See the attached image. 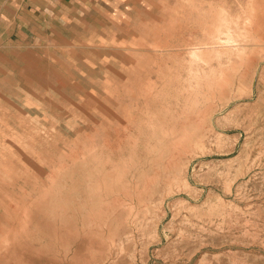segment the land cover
<instances>
[{
	"label": "rangeland",
	"instance_id": "374dc122",
	"mask_svg": "<svg viewBox=\"0 0 264 264\" xmlns=\"http://www.w3.org/2000/svg\"><path fill=\"white\" fill-rule=\"evenodd\" d=\"M92 34L2 41L0 264H264V0H114Z\"/></svg>",
	"mask_w": 264,
	"mask_h": 264
},
{
	"label": "crops",
	"instance_id": "0c3cea01",
	"mask_svg": "<svg viewBox=\"0 0 264 264\" xmlns=\"http://www.w3.org/2000/svg\"><path fill=\"white\" fill-rule=\"evenodd\" d=\"M114 0H0L4 39L28 46L66 48L96 38ZM55 49L54 51H56ZM58 51V50H57Z\"/></svg>",
	"mask_w": 264,
	"mask_h": 264
},
{
	"label": "bare ground",
	"instance_id": "6f19581e",
	"mask_svg": "<svg viewBox=\"0 0 264 264\" xmlns=\"http://www.w3.org/2000/svg\"><path fill=\"white\" fill-rule=\"evenodd\" d=\"M221 33L225 35V38H226L225 41H226V42L231 43V42L236 41V39H234L233 34L231 33V30H230V29H228L227 31H222ZM192 58H193L194 62H199V61H204V62H206V58H205V56L203 55V52H202V50H201L200 47H196V48L193 50V52H192ZM200 75H201V74H200V73H197V72H195V74H194V76H195L197 79L201 77ZM202 119H204V118H202ZM203 125H204V124H203ZM183 135H184V136H183ZM184 137H185V134H181L179 137H177V138L175 139V142H174V143H177L178 140L183 142ZM191 137H192V136H191ZM185 139H186V138H185ZM98 188L101 189L102 186L100 185V186H98ZM101 190H103V189H101Z\"/></svg>",
	"mask_w": 264,
	"mask_h": 264
}]
</instances>
